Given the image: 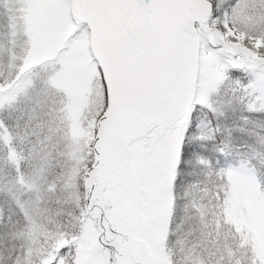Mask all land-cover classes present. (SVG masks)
I'll return each instance as SVG.
<instances>
[{"label": "snow or ice", "instance_id": "snow-or-ice-1", "mask_svg": "<svg viewBox=\"0 0 264 264\" xmlns=\"http://www.w3.org/2000/svg\"><path fill=\"white\" fill-rule=\"evenodd\" d=\"M0 264H264V0H0Z\"/></svg>", "mask_w": 264, "mask_h": 264}]
</instances>
